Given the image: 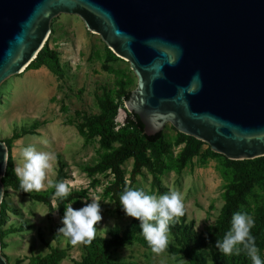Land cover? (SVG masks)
I'll return each instance as SVG.
<instances>
[{
	"label": "rangeland",
	"instance_id": "rangeland-1",
	"mask_svg": "<svg viewBox=\"0 0 264 264\" xmlns=\"http://www.w3.org/2000/svg\"><path fill=\"white\" fill-rule=\"evenodd\" d=\"M47 44L58 54L59 74L43 65L40 68H44V73L26 69L0 85V139L6 142L14 133L22 134L11 146L15 169L23 166L22 150L29 145L55 155L40 191L29 193L5 187L1 233H5L2 251L9 264H30L32 259L45 257L55 249L65 251L59 264L82 261L86 256L84 243L73 244L58 230L71 203L78 209L92 197L100 199L102 219L96 224L95 237L110 238L115 230L124 234L134 220L126 215L120 199L110 192L115 175L103 162L112 149L103 146L99 135L89 138L92 133L89 124L103 113L106 105H112L118 107L116 129L125 125L131 112L123 93L137 87V76L129 60L115 53L99 33L89 30L78 14L61 13L55 17ZM163 132L168 143L163 157L166 170L158 180L146 167L133 176L134 159L129 158L121 165L126 180L124 190L143 188L158 196L178 191L183 197L185 214L176 218V222L191 225L197 235L211 238L233 177L232 167L226 164L229 158L217 152L216 156H206L209 144L204 142L200 154L179 171L175 166L185 147V143H178L181 132L171 123L166 124ZM118 145L113 143L115 147ZM49 180L65 182L70 194L63 199L55 197V188L48 185ZM35 194L45 201L34 199ZM263 205L264 190L258 184L240 211L253 215L256 223ZM140 237L144 238L142 233ZM261 241L256 240V244L264 258ZM213 242L207 247H197L205 264H214L213 254L221 253ZM171 247L182 248L172 232L167 248L160 253L154 252L146 239L145 242L135 239L113 247L110 264H190L188 255L174 253Z\"/></svg>",
	"mask_w": 264,
	"mask_h": 264
},
{
	"label": "water",
	"instance_id": "water-1",
	"mask_svg": "<svg viewBox=\"0 0 264 264\" xmlns=\"http://www.w3.org/2000/svg\"><path fill=\"white\" fill-rule=\"evenodd\" d=\"M61 13L129 60L138 82L125 104L147 135L171 123L231 160L264 156V0H0V85L37 58ZM8 161L0 139V214Z\"/></svg>",
	"mask_w": 264,
	"mask_h": 264
},
{
	"label": "trees",
	"instance_id": "trees-1",
	"mask_svg": "<svg viewBox=\"0 0 264 264\" xmlns=\"http://www.w3.org/2000/svg\"><path fill=\"white\" fill-rule=\"evenodd\" d=\"M58 54L49 49L48 44L44 46L37 58L26 69H40L41 66L46 65L54 73H60V63ZM131 91H125L123 97L128 100ZM117 106L106 105L103 113L90 121L93 135L101 137L103 146L112 149L104 160V167L109 168L115 175V181L112 183L110 192L113 193L114 198L119 199L121 193L126 187V180L123 174L121 165L129 158L134 159L133 176L141 172L143 167L150 169L155 178L158 180L167 168L163 157L168 151V143L165 139L164 132H159L155 135H147L145 133V126L139 115L136 113L129 114L126 124L116 129L117 124L115 117L117 114ZM33 133L32 131H25ZM23 133V134H24ZM22 136L20 133H14L11 139L7 140L9 147V161L3 182L5 187H13L16 190L23 191L20 187V178L16 175L14 160L11 152L12 142ZM118 142L117 147L113 143ZM178 143H185L175 168L182 170L187 164L197 155L200 154L203 141L196 139L183 133H179ZM217 154L210 148L206 149V156H216ZM227 165L232 167L233 177L228 186V191L225 194V205L222 209L221 217L217 223L216 232L211 234V238H205L197 235L192 229L191 225L176 222L170 224V232H172L181 244L182 248L171 247L170 250L174 253L184 252L190 257V264H205L201 255L197 251V247H207L211 242L222 237L231 227V220L233 213L240 211L241 205L246 203L247 196L252 192L256 185H260L264 190V156L255 159L246 160H227ZM62 179V176H60ZM34 199L45 201L39 194L33 196ZM4 221V212L1 210V225ZM142 233L139 220L134 218L126 232L121 234L119 230H115L112 237H95L91 243H84L86 256L77 264H110L111 252L113 247L122 246L125 243H130L135 239L145 242V239L140 237ZM252 234L256 240L262 239L260 246L264 247V205L260 209L255 226L252 229ZM5 233L2 231V247L3 237ZM213 242V243H214ZM192 243L194 245H192ZM65 257V251L55 249L51 254L32 259L30 264H59ZM214 264H252L250 257L245 251H241L236 255H224L223 253L213 254Z\"/></svg>",
	"mask_w": 264,
	"mask_h": 264
},
{
	"label": "clouds",
	"instance_id": "clouds-1",
	"mask_svg": "<svg viewBox=\"0 0 264 264\" xmlns=\"http://www.w3.org/2000/svg\"><path fill=\"white\" fill-rule=\"evenodd\" d=\"M199 79V75L196 76ZM23 166L15 169L20 178V187L25 192L40 191L44 188L46 170L53 167L55 155L38 151L34 145L22 150ZM55 188L54 196L66 198L70 194L69 186L63 181H48ZM120 205L126 215L137 218L142 234L152 250L156 253L164 251L170 240V224L185 214L183 197L178 191H170L162 195L146 192L143 188H126L120 195ZM102 219L100 199L92 197L90 202L80 208L69 204L62 217V226L58 229L71 243H91L96 236V224ZM255 226L253 215L247 211L233 213L231 227L222 240L216 241V247L224 255L240 254L245 251L252 264H264L259 253L256 237L252 234Z\"/></svg>",
	"mask_w": 264,
	"mask_h": 264
},
{
	"label": "crops",
	"instance_id": "crops-1",
	"mask_svg": "<svg viewBox=\"0 0 264 264\" xmlns=\"http://www.w3.org/2000/svg\"><path fill=\"white\" fill-rule=\"evenodd\" d=\"M31 71H40V72H42V73H44V68H40V69H32Z\"/></svg>",
	"mask_w": 264,
	"mask_h": 264
}]
</instances>
